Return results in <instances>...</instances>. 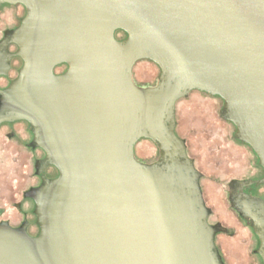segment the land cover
I'll return each mask as SVG.
<instances>
[{
    "label": "water",
    "instance_id": "95a60500",
    "mask_svg": "<svg viewBox=\"0 0 264 264\" xmlns=\"http://www.w3.org/2000/svg\"><path fill=\"white\" fill-rule=\"evenodd\" d=\"M22 2L27 14L16 40L23 65L1 93L0 110L10 116L0 113V122L28 121L58 175L26 193L38 235L0 225V264H214L204 225L132 149L173 119L178 98L197 89L223 99L264 168V0ZM117 29L127 34L122 42ZM61 63L67 69L55 75ZM159 70L158 84L144 88L156 84ZM213 101L192 92L177 105L189 152L206 166L213 156L202 129L210 122L199 115L217 107ZM23 127L0 128V135L12 140ZM154 148L140 140L135 157L154 159ZM31 157L22 145L0 147V221L10 225L21 218L13 203L34 175H50L48 164L34 167ZM205 189L210 221L227 230L216 237L224 263L258 264L253 236L236 225L220 187ZM260 247L264 264L263 240Z\"/></svg>",
    "mask_w": 264,
    "mask_h": 264
},
{
    "label": "flooded vegetation",
    "instance_id": "af4514ba",
    "mask_svg": "<svg viewBox=\"0 0 264 264\" xmlns=\"http://www.w3.org/2000/svg\"><path fill=\"white\" fill-rule=\"evenodd\" d=\"M26 14L27 7L22 0H0V98L1 93L18 77L23 65L22 58L18 54L20 45L16 40V33ZM126 37L127 34L124 31L119 29L114 31V38L118 42H122ZM139 61H136L134 65ZM66 69L67 65L61 63L54 66L53 73L60 75ZM159 76L160 70L156 84L144 88L155 87L159 82ZM192 92L205 94L212 100H217L215 102L217 107L208 109L199 115L202 123L210 122L209 128L202 129L206 132V136L203 137L209 140L207 147L213 156L212 162L207 166L206 164L201 165L200 159L190 154L188 138L182 134L186 127V121L183 120L184 118L178 121L177 118L178 103L186 99ZM0 113L3 116H10L8 112L0 110ZM15 123H22L24 127L16 131L18 136L13 137L12 140L5 139L4 131L0 135V147L2 148L6 144L22 145L32 155L31 160H33L34 167H40L42 164L46 166L48 164L45 159L46 153L37 146V137L28 121L8 119L0 122V128L4 129ZM153 136L139 137L133 144L134 158L160 180L163 189L169 192L172 200L189 206V211L194 216L195 222L204 225L211 241L210 254L213 263L226 264L217 246L216 237L219 233L224 234L227 230L220 222L210 221L211 202L205 195L209 190H204V185L208 187L209 184L213 186L216 183L221 190L218 195L224 197L231 213L230 216L236 220V225L239 224L244 231L253 236L250 241V254L257 258L258 264H263L260 243L261 240L264 241V168L259 163L258 156L253 149L237 134V129L233 121L229 119L228 111L224 107L223 99L209 92L197 89L189 90L174 102L173 119H165L160 131ZM140 140L149 141L155 147L156 156L154 159L143 162L135 157L134 148ZM36 150L42 154L34 155L33 152ZM195 150L197 151L198 148L195 147ZM16 154L18 153L16 152ZM48 167L51 170L50 175L45 178L34 175V184L21 193L18 202L13 203L21 213L18 222L15 225H10L7 221L2 220L0 225L23 228L30 237L38 235L39 227L34 215L35 202L33 197L26 196V193L32 189L46 186L57 177V170L52 171L50 168L54 166L48 164ZM204 181L206 183H203ZM25 203H29V209L26 208ZM28 213H31L34 219L28 218Z\"/></svg>",
    "mask_w": 264,
    "mask_h": 264
}]
</instances>
